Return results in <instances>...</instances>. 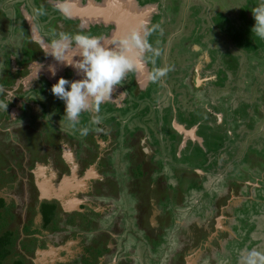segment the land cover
Returning a JSON list of instances; mask_svg holds the SVG:
<instances>
[{
	"label": "flooded vegetation",
	"instance_id": "af4514ba",
	"mask_svg": "<svg viewBox=\"0 0 264 264\" xmlns=\"http://www.w3.org/2000/svg\"><path fill=\"white\" fill-rule=\"evenodd\" d=\"M89 1L80 0L78 3L88 4ZM153 1L152 4H143V7L155 6L145 26L144 38L149 39L148 44L159 51L161 36L157 18L171 5L164 6L163 0ZM158 1L162 3L160 6L155 4ZM141 5L140 0H135L136 8H143ZM48 7L52 10L50 13L45 10ZM92 27L95 29L92 36L102 38L104 43L116 29L114 23L66 17L56 10L53 0H0V36H3L0 65L6 64L5 79L2 66L0 68V81L4 82L0 85V102L7 103L12 99L7 110L0 109V135L4 138L5 133L11 134L15 144L6 145V151L0 146V201L3 200V205H0V237L8 236L9 243L3 246L10 248V254L5 259L0 258V264H17L18 260L24 264H145L148 256L149 264L157 261L159 264H173L174 258L181 264H193L197 249L190 253L183 251L181 237L169 233L168 222L172 220L178 225L183 220H178L177 215L172 216L174 213L171 211L176 214L186 206V182L209 174L196 171L199 167L192 163H199L204 153L205 158L209 156L213 162L227 161L231 157L221 152L235 129L230 120L231 104L222 113V118L208 106L210 97L219 93L217 88L227 81V95H220H223V101L231 99V45L223 50L222 68L217 74H214L213 59L208 54L199 61L202 73L209 71L212 76L206 82L197 83L203 89L196 90L195 87L196 95L189 91V87L196 83L191 79L192 73L184 72L185 86H181L186 90L184 96L172 100L169 92V99L157 97L151 75L146 83H142L141 73L135 69L127 73L114 89L113 98L100 106L102 114L85 111L73 124L66 117L64 101L54 96L51 89L61 76L76 79L75 72L64 67L57 69L53 76L49 68L44 73L43 66L35 70L38 77L29 81L32 65H44L48 60L42 45L35 39L37 36L47 44L60 32L75 34L80 29L88 30L90 35ZM18 30L23 37L21 50L25 59L22 64H19L15 53L3 47L8 38L10 40L8 34H15ZM203 33H198L200 40ZM200 43H194V46L200 48L203 42ZM173 53H165L163 59L167 61L165 57L170 55L175 57ZM142 60L150 74L162 62L161 54L156 56L149 51L143 53ZM17 88L18 92L15 91ZM126 109L130 112H124ZM114 117L122 124H113ZM21 118L23 120L20 121ZM143 119L152 123L140 125L138 122ZM25 122L28 123L25 125ZM32 122H38L39 129L32 127ZM85 122L87 125L83 129H87L86 135L79 131ZM156 123L159 126H155ZM44 124L51 128L41 133ZM177 124L184 126L185 131H180ZM142 126L151 127L153 133ZM13 130L18 131L21 141L13 138ZM190 130L194 131V137L187 133ZM114 162H118L117 167ZM161 163L165 164V169L159 166ZM243 163L248 164L246 161ZM261 164L245 165L243 171L255 175L260 172ZM115 167L121 168L120 176L116 174ZM171 169L174 177L167 179ZM68 177L73 184L66 187L63 180ZM248 182L245 180L240 184L251 186ZM123 186L133 189L139 200L135 205L141 208L137 220L130 218V224L112 215L121 201L113 202L109 199L112 196L107 194H119ZM196 189L189 190L198 192ZM229 189L223 195L225 202L242 196L236 192L235 185ZM247 197L248 207L253 204L255 209L259 205L264 206V196L259 191L258 195L248 192ZM214 202L222 205V199ZM49 209H53V213L52 220L47 223L45 210ZM218 214L213 225L202 229L204 231L198 230V224L196 229L192 227L195 241L201 239L202 244L217 241L216 237L209 238V235L219 229L224 205ZM152 217H155V223ZM222 229L218 230V235ZM57 236L64 237L65 242L56 243ZM44 252L48 253L46 257H43ZM179 253L182 255L178 257ZM163 256L166 260H161Z\"/></svg>",
	"mask_w": 264,
	"mask_h": 264
},
{
	"label": "rangeland",
	"instance_id": "374dc122",
	"mask_svg": "<svg viewBox=\"0 0 264 264\" xmlns=\"http://www.w3.org/2000/svg\"><path fill=\"white\" fill-rule=\"evenodd\" d=\"M140 2L143 7L144 3L148 5L154 1L140 0ZM160 2L158 1L155 4L160 6L162 4ZM261 2L262 0H163L164 6L168 4L171 6L163 9L157 18V27H159L158 31L161 36L159 53L161 54L162 62L158 63L155 69L165 67L170 69L164 77L154 81V92L157 97L165 96V98L169 99L167 94L169 92L172 100L182 98L186 91L183 87L181 89V86H185L183 81H185L184 72L186 71L192 73L191 79L196 82L194 87L193 85L189 87V91L196 95V90L203 89L197 83L206 82L208 77L212 76L209 71L205 74L202 73L199 68V61L205 59V55L208 54L213 59L214 74H217L218 70L222 68L221 56L224 52L223 50H226L228 45H231V62H233V69H231V103L230 101H223V95H220V93L227 95V81L226 84L217 88L219 93L216 92L210 97L211 101H209L208 105L209 108H214L222 118V113L231 104L230 120L231 123L235 124V129L232 130L231 139L225 143L224 147L226 149L223 148L224 150L221 151L225 155H231V157L226 159L227 161L221 159L219 162H213L211 157L207 156V159L205 158V153L202 155L199 163H197L198 165H195L199 167V169L196 168V171L201 170L209 174L202 178L196 176L191 178V182H186V206L179 209L176 214L175 211H171L175 214H172V216L177 215L179 217L178 220L182 218L183 220L178 225L175 222L173 223L172 220L168 222L169 233L172 232L175 236L181 237L183 251L190 253L197 249V260L194 258L193 264H241L242 255H246L249 250L256 249L264 252V206L259 205L260 209H255V204L248 207V203H246L248 192L258 195L259 191L264 196V38H258L252 32V28L256 23L253 11ZM45 10L49 13L52 11L50 7ZM78 32L88 34V30L85 29H80ZM89 32H91L90 35L94 34V27L89 29ZM199 32H204L201 35L202 40L198 37ZM20 34L19 30L15 34L9 33L10 40L8 37L7 40L5 36L7 41L3 44V47H7L8 51L15 53L19 64H22L25 55L23 49L21 50L23 37ZM2 37L0 36V44ZM196 40L198 43L203 42V46H200L203 52L199 46L198 48L194 46V43H197ZM146 42L150 43L149 39L146 38ZM173 48L176 51L172 50ZM8 51L7 54L9 55ZM199 51L200 55L198 56ZM172 52L176 56L165 57L167 58V61H165L163 59L164 54H171ZM1 53L0 56L2 57ZM172 61L175 63H171ZM1 66L2 64L0 68ZM2 71L5 79L6 64L4 65V63ZM212 78L215 77L213 76ZM124 82L126 83V80ZM2 83L4 82L0 81V85ZM195 87L196 90H194ZM18 90L19 88L15 89L17 92ZM187 99H189L188 95ZM190 106L189 108H192ZM99 112L103 113L102 111ZM124 112L129 113L130 109H126ZM21 120L23 119L21 118ZM115 120L114 117L113 124H122L121 120ZM27 123L25 122V125ZM138 123L147 125L152 122L148 123L147 120L143 119ZM86 125V122L83 123L79 131ZM31 126L39 129L38 122H32ZM155 126H159V124L156 123ZM151 127L142 126L141 128H147L152 134L154 129H151ZM48 128L51 127L44 124L40 132L44 133ZM5 134L4 138H1L2 136L0 135V146L4 151L7 150L6 145H15L12 142L11 134ZM13 138L21 141L22 137L17 130H13ZM72 140L75 139L72 138ZM79 140L81 139L79 138ZM221 152L219 156H221ZM245 161L248 164H244L243 162ZM257 163H263L259 173L249 175L243 171L245 165L254 166ZM164 165L161 163L159 166L165 169ZM114 166L117 167L118 162H114ZM116 174L118 176L122 174L120 167L116 170ZM166 177L167 179L168 177H174L172 169L168 171ZM245 180H249L248 183L252 185L240 184L245 182ZM232 184L237 187L236 192L242 196L236 200L231 199V201L225 202L223 195L225 191L228 192L230 190L229 188ZM195 187L198 192L192 193L189 189H194ZM107 194L112 196L109 198L111 201H121L120 205H116L115 213H112V215L118 217L123 223L130 224V218H136L137 220L141 208L139 209L135 205L139 200L132 188L123 186L119 194L113 192ZM217 196L219 199H217ZM215 199L219 201L222 199V205H224V214L220 217L221 225L218 224L219 229L222 227L223 229L219 232V235L217 233L219 229L210 233L209 238L211 236L216 237L217 241L213 240L214 242L202 244L203 240L198 239L199 242H197V240L193 239L192 227L196 229L195 225L198 224V230L204 231L202 229H207L209 225H213V220H217L215 216L219 215L218 213L222 210V205L220 206L214 202ZM99 200L101 199H97V201ZM251 206L252 208H250ZM245 212L247 214H244ZM154 218L152 217L155 223ZM200 223L206 226L201 227ZM176 229L180 230V232L177 233ZM248 232L251 233L246 235ZM238 237L239 240L236 241H239L240 244L235 241ZM64 239V237L57 236L55 242L62 244L65 242ZM180 255L182 253H179L178 257ZM165 258L166 256H163L161 260ZM149 259L150 256L144 260L145 264H149L147 263ZM177 261L179 260L174 258L173 264H181V262L178 263ZM157 262L156 264H159ZM171 262H173V259Z\"/></svg>",
	"mask_w": 264,
	"mask_h": 264
},
{
	"label": "clouds",
	"instance_id": "9594fccd",
	"mask_svg": "<svg viewBox=\"0 0 264 264\" xmlns=\"http://www.w3.org/2000/svg\"><path fill=\"white\" fill-rule=\"evenodd\" d=\"M53 2L61 14L66 17L72 15L73 0ZM253 13L256 23L252 32L256 37L264 38V0ZM42 49L45 55H50L56 62L74 68L81 74L79 79L61 76L51 89L54 96L64 101L66 117L73 124L78 122L81 113L99 112L100 106L113 98L114 89L121 84L127 73L140 67V57L144 52L160 55L136 28L116 37L112 45H106L102 38L84 32H60L57 38L43 45ZM169 70L167 67L158 68L150 74L151 79L156 81L164 77ZM49 71L55 76V65L49 66ZM9 102H0V109L7 110ZM81 131L82 134H87V129ZM241 264H264V252L249 250L246 255H242Z\"/></svg>",
	"mask_w": 264,
	"mask_h": 264
},
{
	"label": "water",
	"instance_id": "95a60500",
	"mask_svg": "<svg viewBox=\"0 0 264 264\" xmlns=\"http://www.w3.org/2000/svg\"><path fill=\"white\" fill-rule=\"evenodd\" d=\"M79 1L80 0H75L73 2V13L70 17H78L82 20L91 19L100 22L104 21L107 23H114L116 25L115 32L113 33L112 37L105 42L106 45H112L116 37L125 35L133 28L138 29L140 34L144 37L146 31L145 26L148 22V18H150L152 12L154 11V7L152 6H146L140 9L136 8L135 0H104L103 3H97L94 0H91L88 4L78 3ZM36 38L37 39L35 40L38 41L42 46L46 44L45 41L38 38L37 36ZM51 65H55L56 69H63L65 67L63 64L56 62L53 57L48 55V60L44 63V65L37 64L34 65V67H31V74H29L28 76L29 81L36 78V68L44 66L45 68L42 71H44L45 73V71H47V68H49V66ZM71 69L74 70L76 79H79L81 77V74L76 69ZM137 70L139 73H141V77L139 76V78H142V83H146L150 78L149 69L146 63L142 60V56L140 57V67H138ZM177 127L180 131H185L184 126L177 124ZM187 133L191 134L194 137L193 130L187 131ZM63 183L66 185V187H69L73 184V180L68 177L63 180ZM47 254L48 253L44 252V255Z\"/></svg>",
	"mask_w": 264,
	"mask_h": 264
},
{
	"label": "trees",
	"instance_id": "16d2710c",
	"mask_svg": "<svg viewBox=\"0 0 264 264\" xmlns=\"http://www.w3.org/2000/svg\"><path fill=\"white\" fill-rule=\"evenodd\" d=\"M192 164L195 166L197 163H195V164L192 163ZM195 167H197V166H195ZM227 197H229V195ZM0 205H3V200L0 201ZM45 211L47 212L46 215H47V223H48V222H50L52 220L53 209H49L48 211L47 210H45ZM7 237L8 236H1L0 237V258H1V260L2 259H5L6 258V255L10 254L9 253V251H10L9 249L10 248L3 246V245H8V243H9ZM17 264H24V263L22 262V260H18L17 261Z\"/></svg>",
	"mask_w": 264,
	"mask_h": 264
},
{
	"label": "crops",
	"instance_id": "0c3cea01",
	"mask_svg": "<svg viewBox=\"0 0 264 264\" xmlns=\"http://www.w3.org/2000/svg\"><path fill=\"white\" fill-rule=\"evenodd\" d=\"M32 67H33V66H32ZM66 207H67V206H66ZM67 208H68V207H67ZM42 254H43L42 252L39 254L40 257H41ZM46 256H47V255H45V256L43 255V257H46ZM40 260L42 261V260H44V259H40Z\"/></svg>",
	"mask_w": 264,
	"mask_h": 264
}]
</instances>
